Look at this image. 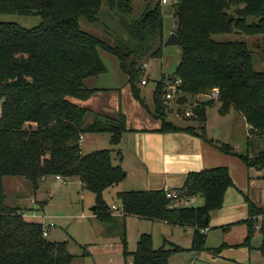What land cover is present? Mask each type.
Returning a JSON list of instances; mask_svg holds the SVG:
<instances>
[{"label":"trees","instance_id":"trees-1","mask_svg":"<svg viewBox=\"0 0 264 264\" xmlns=\"http://www.w3.org/2000/svg\"><path fill=\"white\" fill-rule=\"evenodd\" d=\"M109 11L121 18L127 42L109 46L83 32L79 19L98 22L103 0H0V14L40 17L41 24L25 29L0 22V181L22 178L34 197L43 180L55 176L64 181L78 180L83 190L95 196L99 221L110 218L104 194L124 181L125 172L112 163L126 130L125 117L109 118L75 105L70 99L86 101L98 90L84 82L106 73L98 50L116 57L127 76L132 98L141 105L139 85L144 77L143 60L161 56L164 44L161 0H143L142 14L132 18L130 0H104ZM229 15L234 19L229 21ZM174 18L179 35L180 60L175 77L177 95L186 98L208 96L217 90L218 112L241 113L254 137L264 138V72L254 70L252 52L243 41L214 39L223 34L264 36V0H176ZM164 77L152 93L153 110L159 115L160 132L184 131L206 143V109L214 102H198L189 110L197 127L176 128L165 121L167 90ZM147 81L145 80V83ZM87 116L92 122L87 123ZM108 134L109 150L81 153L84 134ZM249 147L252 144L247 143ZM223 154L235 155L228 145L218 147ZM246 167L264 171V146L251 159L238 156ZM175 191L180 200L201 198V206L170 208L164 191L118 192L123 214L174 227L192 229L191 251L204 249V231L212 211L221 209L226 190L233 186L227 168L189 173ZM1 183V182H0ZM249 218L243 246H248L262 217L259 232L264 257V208L247 200ZM37 211V209L35 210ZM32 212L0 204V264H70L73 256L67 244L49 242L40 223L27 221ZM34 212V211H33ZM168 245V244H167ZM153 248L150 235L143 234L132 254L124 248V258L132 264H168L169 256L183 249L170 245ZM224 246L214 249L217 254Z\"/></svg>","mask_w":264,"mask_h":264},{"label":"crops","instance_id":"crops-1","mask_svg":"<svg viewBox=\"0 0 264 264\" xmlns=\"http://www.w3.org/2000/svg\"><path fill=\"white\" fill-rule=\"evenodd\" d=\"M95 90H98L97 92L102 91V89ZM97 92L86 101H77L80 102V105L77 106L87 108L92 113L109 118H117L119 115L125 117L128 132L122 136L118 146L119 155L117 153L112 155V163L114 166L120 165L125 171L134 166L135 171L132 174L137 176L138 187L133 190L147 192L168 189L175 192L183 186L187 174L212 168H227L233 186L226 190L221 209L211 212L208 228L203 232L205 237L204 249L195 253L190 250L192 246V229L181 226L174 227L165 222L147 221L134 216L129 217L120 213V211H112L111 207L120 205V202L116 199V194L125 192L120 189V186L124 183L123 181L114 189L105 192L110 198L117 200L116 203L112 202L109 205L110 211L115 215L110 216L103 222L104 226H101L100 230L96 227L98 229H96L98 239H96L94 245L89 246L90 251L83 254L85 262L93 258L95 264H132L131 257L124 258V248H126L128 254H132L136 249L139 237L146 234L151 236L154 249H159L165 244H168L167 248H170L171 245V247L175 246L183 249L181 253L171 254L168 264H264V257L260 251L263 238L259 232L262 217L256 219L257 226L248 246H243L248 230L245 223L249 218L247 200L256 207L264 208V171L248 168L243 160L236 157V155L244 156V154L239 155V151L237 152L240 148L244 149L243 152L246 153V156L252 157L259 146L249 147L245 140V148H242L240 147L242 144L238 143L239 141H232L230 136L227 135L225 143L230 146L233 145L234 150H232L235 155L223 154L218 150L217 145L214 144L207 132L206 139L213 144H208L198 136L184 131L160 132V121L152 115V111L145 104L143 106L139 103L144 112L136 108L138 114L135 115H138V117L133 121L134 117L128 116L129 114L122 106L120 96L116 97V93L111 105L112 111L108 115L105 105L103 103L98 104L94 100ZM132 100L134 99L132 98ZM221 118H227L224 121L228 124V131L236 126V122L242 120L246 128L245 138L256 143L263 140L261 137H254L251 133L252 130L249 128L250 126L246 124L241 113L231 109ZM91 122L92 120L87 119V123ZM206 128L208 129V127ZM239 140H241V137H239ZM83 143L84 137L82 136L80 148ZM50 179L57 181L55 177ZM124 179L126 181V176ZM71 181H76L83 189L78 180L64 181L61 179L57 182L67 184ZM43 182H46V179ZM198 199L202 202V205V199L195 198L190 201L180 200L179 206L192 207L191 205H194ZM36 202L35 198L32 197L30 200L32 205L27 207L26 210H31V213H33L35 211L33 206L36 205ZM93 215H95L93 216L94 220L99 221L97 215L95 213ZM129 237H133L134 245L133 248L127 250L126 240ZM156 244L157 248H155ZM221 246L224 247L219 253H213L214 249ZM178 256H181V258Z\"/></svg>","mask_w":264,"mask_h":264},{"label":"rangeland","instance_id":"rangeland-1","mask_svg":"<svg viewBox=\"0 0 264 264\" xmlns=\"http://www.w3.org/2000/svg\"><path fill=\"white\" fill-rule=\"evenodd\" d=\"M175 3L176 0H167L165 5L160 2L165 41L176 27V19L174 18ZM130 5H132L133 9L131 15L132 18L139 17L145 6L143 0H130ZM120 20V16L109 11L103 0L98 22L90 24L81 18L78 22L83 32L93 37H98L109 46H114L118 44V42L124 43L128 41V36L123 30ZM0 22L18 24L25 29H32L41 24L39 16H20L16 14H0ZM214 39L218 42L238 40L245 42L248 49L252 52V64L254 70L264 72V36L258 35L249 37L245 35L237 36L235 34H223L222 36L214 37ZM98 53L100 54L106 73L99 75L96 78L87 79L84 84L88 88L102 89V91L97 92L94 100L97 101L96 103L98 104L103 103L105 105L108 115L112 111L111 105L116 93V97L120 96L122 106L129 114L128 116H133V121L136 120V117H138V115H135L138 114L136 108H139L137 110H141L142 112H144V110L139 103L132 100L129 84H127V76L121 72L115 56L110 55L101 49L98 50ZM179 60L180 51L178 45L169 47L163 44L159 59L146 57L142 62V64H145L144 77L142 80L145 79L147 85H139L140 99H142L146 107L152 111V115L157 119H159L160 116L153 113L152 93L161 77L165 78V91H169V78L173 79L175 77L176 66L179 63ZM171 94L174 100L166 102L165 121L171 123L174 127L181 129L197 127V123L194 120L192 121L187 118L184 113L189 112L192 106L196 105L198 102L200 103L211 100L214 103L208 106L205 111L206 122L204 129L205 133L207 132L208 136L213 140L217 147L228 145L233 149V145L230 146L225 143L227 135L230 136V140L232 139V141L236 142L239 141L238 143L242 144L240 146L242 148H245V140L247 141L246 143L252 144V146L258 145V149L261 146H264V138L259 141V143L245 138L246 128L242 120L241 122L238 121L240 123L236 122V126H233L232 129L228 131V124L224 121V119L227 118H221L222 115L218 112L219 104L215 102L216 100L210 98V94H208L209 96L189 98L188 102L182 106L175 105L176 92H172ZM70 101L76 105H80V102L73 99ZM87 117L90 121L92 120L91 116ZM206 127H208L209 130ZM83 137L84 143L80 148L82 154L86 155L99 150L111 149L109 144L110 137L108 134L102 133L97 135L88 133L84 134ZM239 137H241V140H239ZM238 151L240 153L239 155H246V153L243 152L244 149L242 150L240 148L237 152ZM249 159H251L250 156ZM123 171L126 173V181L124 179V183L120 186V189L125 192L135 191L133 189H137L138 186L137 176L136 174H132V172L134 173L135 171L134 166H131V169H128V171H125L124 169ZM0 182V204L10 208H23L24 210L32 205L30 200L33 196L28 182L22 178L17 179L10 177H4ZM34 198L37 202L33 207L34 210L37 209V211H34V214L27 212L25 214V219L31 222H38L43 228L47 229V240L49 242L67 244V251L69 255L71 254L73 256V261L70 264H95L94 260H92L93 258L86 262L85 259H83V254L86 253V251H90L89 246L94 245L96 239H98L96 235L98 232L96 231V227L100 230L101 226H104L103 222L94 220L93 216L95 215L89 211V209L95 205V196L85 189H81V186L76 181H71L66 184L48 178L46 179V182L41 183ZM116 199L110 198L107 194L104 196V201L107 205L106 211L110 216L115 214L110 211L109 205L112 202L116 203ZM201 203L202 202L198 199V201L191 206H200ZM50 223L54 225L53 228H48V224ZM126 242L127 250L131 247L133 248V237H129ZM156 246L157 244L155 245V248H157ZM178 257L181 258V256Z\"/></svg>","mask_w":264,"mask_h":264},{"label":"built area","instance_id":"built-area-1","mask_svg":"<svg viewBox=\"0 0 264 264\" xmlns=\"http://www.w3.org/2000/svg\"><path fill=\"white\" fill-rule=\"evenodd\" d=\"M160 2H161V4H164L165 5L167 3V0H161ZM142 70H145V64L142 66ZM179 83L180 82L176 81V84L175 85H171L169 87V91L167 92V94L164 97V99H165L166 102H169V101H171L173 99L171 93L172 92H176V87H177V85ZM140 84L142 86H144L146 84L145 83V79L142 80ZM217 93H218L217 90H214L213 92H211L210 93V98L211 99H214V100H217L218 99ZM184 114H185L186 117H189L190 116V114L188 112H185ZM249 128H250V130H252L251 127H249ZM81 140H82V138L80 139V142H81ZM55 180L61 181V178L58 177V176H55ZM163 191H164V194H166L167 199H169V200L172 201L171 204L169 205L170 208H172V207H174V208L179 207V203L176 202L177 199H178V194L176 192L171 191V190H168V189H164ZM111 209H112V211H120V213H123V211H122V209H123L122 205H118L116 207H111ZM48 228H53V224L52 223L48 224ZM42 229H43V236L44 237H47V235H48L47 229H45L43 227H42Z\"/></svg>","mask_w":264,"mask_h":264},{"label":"water","instance_id":"water-1","mask_svg":"<svg viewBox=\"0 0 264 264\" xmlns=\"http://www.w3.org/2000/svg\"><path fill=\"white\" fill-rule=\"evenodd\" d=\"M228 18H229V21H232L234 19L232 15H229ZM178 44H179V35H178L177 30H174L172 34H170V36L166 39V41L164 42V45L169 46V47H174L175 45H178ZM186 102H188V98H186L185 95L176 96L175 105L182 106ZM95 208H96L95 206L92 207L90 211L95 213L96 212Z\"/></svg>","mask_w":264,"mask_h":264}]
</instances>
